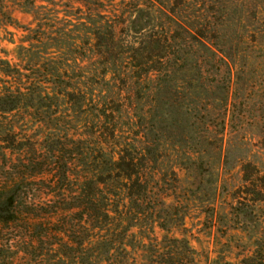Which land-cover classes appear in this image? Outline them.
Listing matches in <instances>:
<instances>
[{"label": "rangeland", "instance_id": "1", "mask_svg": "<svg viewBox=\"0 0 264 264\" xmlns=\"http://www.w3.org/2000/svg\"><path fill=\"white\" fill-rule=\"evenodd\" d=\"M98 37L112 55H99ZM152 40L168 48L132 69L131 48ZM0 55L18 82H32L29 108L12 116L34 159L23 187L32 203L56 202L92 176L96 117L117 96L125 140L150 153L159 216H173L159 236L184 241L182 264H245L252 253L264 264V188L243 181L246 164L264 175V0H0ZM2 146L0 163L22 172L23 154L5 161Z\"/></svg>", "mask_w": 264, "mask_h": 264}, {"label": "trees", "instance_id": "2", "mask_svg": "<svg viewBox=\"0 0 264 264\" xmlns=\"http://www.w3.org/2000/svg\"><path fill=\"white\" fill-rule=\"evenodd\" d=\"M95 43L100 56L113 54V43L104 42L101 37L96 38ZM160 47L168 48L157 40H152L142 50L132 47L133 56L126 58L127 64L134 70L146 69ZM160 55L156 56L160 61L165 59L166 55ZM130 60L140 63L133 64ZM157 65L158 62L151 66L149 73ZM13 66L9 56L0 55V142L4 145L1 147L3 160L6 161L8 151L12 150L24 155L18 160L24 170L14 173L13 162L0 163V172L4 173L0 174V231L2 234L5 229L14 227L22 232L14 239L0 238V260L5 262L11 254L20 264L185 263L186 257L180 252L186 247L181 246L184 241L175 234L159 236V233L172 232L168 227L173 216L164 219L159 216L161 196L156 185L150 187L152 181L158 179L152 172L147 173L150 153L141 141L125 140L119 124L123 99L117 96L108 99L117 105L116 109H101L96 117L92 134L96 137L97 158L93 159L92 176L80 184L77 192L72 188L58 192L56 197L61 198L56 202L48 200L41 207L32 203L23 187L35 177L30 174L34 159L28 158L26 138L21 139L18 129L12 125V116L21 110L27 111L28 100L34 99L30 95L32 82H18ZM39 89L38 83L36 92ZM90 101L99 102L100 97L93 96ZM34 119L30 115L28 122ZM67 169L62 179H66L67 174L70 176ZM243 172L246 185L264 188V175L256 167L246 164ZM67 200H72L73 204H67ZM256 260L252 253L245 264H254Z\"/></svg>", "mask_w": 264, "mask_h": 264}]
</instances>
